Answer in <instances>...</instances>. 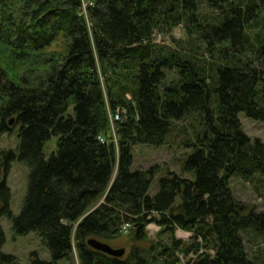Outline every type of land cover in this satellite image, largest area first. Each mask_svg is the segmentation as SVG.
Wrapping results in <instances>:
<instances>
[{"label":"trees","instance_id":"16d2710c","mask_svg":"<svg viewBox=\"0 0 264 264\" xmlns=\"http://www.w3.org/2000/svg\"><path fill=\"white\" fill-rule=\"evenodd\" d=\"M205 1L0 0V49L21 66L0 68V139L20 126L19 159L30 171L14 217L6 177L15 154L0 152V219L17 235L38 234L52 262L34 254L33 264L75 253L79 264H255L245 238L264 237V213L242 208L230 179L264 178V144L239 119L264 122V47L254 49L257 64L243 59L264 25V0H207L220 12L211 17L201 12ZM181 25L202 53L158 45V34ZM60 38L68 45L59 65L41 64L48 72L34 81L20 77ZM191 115L203 124L185 165L194 179L169 173L149 195L158 167L134 171V148L166 145L175 121ZM53 137L57 150L45 159ZM178 230L191 238L178 239ZM91 239L124 243L127 254L109 256ZM5 241L0 225V249ZM0 264L18 263L0 252Z\"/></svg>","mask_w":264,"mask_h":264},{"label":"rangeland","instance_id":"374dc122","mask_svg":"<svg viewBox=\"0 0 264 264\" xmlns=\"http://www.w3.org/2000/svg\"><path fill=\"white\" fill-rule=\"evenodd\" d=\"M85 4L88 5V2H85ZM84 10H86V7ZM201 12L209 17L220 13L217 12L216 9L209 6L207 0L203 2ZM158 35L160 36L157 39V43L161 48L165 49L166 52L171 50L180 52L181 54L194 55L192 51L198 53V51L201 52L202 50H205V47L199 41V38H193V36L187 33L185 27L182 25L175 28L172 33H167V35ZM65 42L66 45H68L67 39L60 38L51 48H47L46 52L40 53L39 56L42 58L41 62L38 61L34 65L30 64V67L35 69L33 70L34 73L30 74L28 72H19L21 75L20 77H24L26 79L29 78L31 81H34V75L37 74L44 77L48 70L44 69L41 72V64L43 66L48 65V67H51V62H54L56 65H59L61 61L60 55L66 47ZM251 44L252 47L243 59H252L255 64H257V51L255 52L254 49L258 50L261 46L264 47L263 24H260L257 26V29L253 30ZM4 49L5 48L0 49V68H2L3 62L6 60L5 70L10 71L14 68L20 69L21 66L19 64H15L19 62L18 59H15V57H13L14 61L10 59L11 49L8 48V50L3 52ZM251 51L252 53H255L252 54ZM31 55V53H28V57H30L27 58L28 60L31 58L40 60L39 57L33 58ZM12 64L15 65L13 66ZM169 76L175 77V71H169ZM198 117L199 115H191L185 121H175L174 130L169 136L166 145L162 147L137 146L134 148V171L147 170L156 166L158 167V172L151 185L149 195L154 196L158 192L159 181L164 177H169V173H173L182 178L194 179L195 174L186 171L185 165L189 157L194 153V135L195 133H197V135L200 133L199 131H201V126L203 125ZM113 119L112 123L117 121L119 117L115 116ZM239 119L242 124L243 132L251 138V140H259L262 144H264V122L251 120L245 113H241L239 115ZM19 131L20 126L16 127L13 132L4 134L0 139V151H3V153L15 154V159L11 164L10 172L6 177L7 187L11 192L10 208L14 217H18L22 212L28 193L30 174L28 166L19 159V147L21 143ZM57 139V137H53L47 143L44 150L45 159L51 158V156L56 152ZM1 161L2 160L0 159V162ZM3 175L4 172L0 167V180H3ZM230 187L234 192L237 201L241 203L242 208L245 210L254 209L257 213H264V178L262 176H256L252 181L248 182L238 177L231 178ZM0 225L6 238L5 244L0 249L1 253L15 257L18 264H33L34 254H36L42 262H52L51 253L49 249L42 244L38 234L32 232L25 236L17 235L13 230V221L8 217H2L0 219ZM158 231L159 229L156 224L149 225L148 235L151 239H155ZM188 235L189 234L180 231L177 234L180 240H186ZM245 239L247 251L252 260H256L255 264H264V237H255L250 234ZM109 244L115 249L124 248V246H122L124 243H118L117 241H110ZM126 249H128V247H126ZM58 264H79L76 253L72 259L62 260Z\"/></svg>","mask_w":264,"mask_h":264},{"label":"water","instance_id":"95a60500","mask_svg":"<svg viewBox=\"0 0 264 264\" xmlns=\"http://www.w3.org/2000/svg\"><path fill=\"white\" fill-rule=\"evenodd\" d=\"M13 124V121L11 122V125ZM89 245L97 250V251H101L105 254H108L112 257H115V258H122L125 253H126V250L125 249H115L107 244H104V243H101L95 239H92L89 241Z\"/></svg>","mask_w":264,"mask_h":264},{"label":"bare ground","instance_id":"6f19581e","mask_svg":"<svg viewBox=\"0 0 264 264\" xmlns=\"http://www.w3.org/2000/svg\"><path fill=\"white\" fill-rule=\"evenodd\" d=\"M86 7H87V5H86ZM114 120V119H113ZM116 122H118V121H116ZM114 124V123H113Z\"/></svg>","mask_w":264,"mask_h":264}]
</instances>
